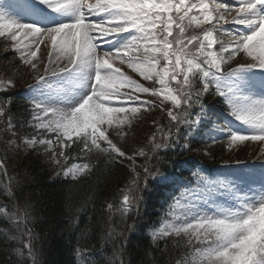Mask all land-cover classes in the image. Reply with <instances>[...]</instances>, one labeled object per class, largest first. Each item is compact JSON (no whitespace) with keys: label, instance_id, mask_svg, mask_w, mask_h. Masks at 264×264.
<instances>
[{"label":"snow or ice","instance_id":"snow-or-ice-1","mask_svg":"<svg viewBox=\"0 0 264 264\" xmlns=\"http://www.w3.org/2000/svg\"><path fill=\"white\" fill-rule=\"evenodd\" d=\"M22 7L29 22L0 12V39L34 75L25 90L31 115L21 127L35 131L21 139L11 99L0 101V133L11 137L0 139L5 159L43 148L57 174L72 181L97 167L93 152L113 165L129 162L119 201L106 203L110 264H132L124 259L128 243L145 229L154 245L174 241L175 264H264V164L208 173L190 156L161 163L162 152H191L202 141L264 145V0H29ZM12 88L13 76L0 77V92ZM157 108L167 123L151 118ZM148 119L153 131L131 154L118 146L135 141V125ZM76 146L78 154L69 155ZM192 166L194 180L183 177ZM0 173L7 176L3 159ZM15 180L4 185L9 195ZM150 201L162 207L159 220L151 219ZM31 210L26 202L0 213L17 232L8 240L23 245L14 254L39 264L37 237L20 227ZM73 251L77 264L97 254L79 240Z\"/></svg>","mask_w":264,"mask_h":264},{"label":"trees","instance_id":"trees-1","mask_svg":"<svg viewBox=\"0 0 264 264\" xmlns=\"http://www.w3.org/2000/svg\"><path fill=\"white\" fill-rule=\"evenodd\" d=\"M6 43L8 42L0 39V77L13 76L15 88L9 89L7 93L0 92V101L7 103L8 99H11V104L8 106L9 115L12 116L19 137L22 139L35 131L26 123L21 127V123L31 115L30 111H27L30 106L26 99V88L23 87L25 83L17 81L25 67L20 65L17 54L11 51L5 52L8 46ZM243 59V56L238 57L241 62L245 61ZM208 99L211 100L212 97ZM151 118L159 123L168 122V118L159 108L151 113ZM5 120L6 117L0 118V129L4 127ZM136 126L140 128L135 132V141L129 139L126 144L121 141V146L128 153L138 146L137 141L143 143L153 131L151 119L141 121L135 125V128ZM9 138L11 137L0 133V139ZM42 151V148L29 151L21 148L18 153H10L5 159L3 145L0 144V159L5 161L7 171V176L0 173V208L10 213L14 209L23 208L26 202L32 205L30 223L20 227L25 231L30 228L37 237L35 246L39 249V264H77L73 249L78 240L82 248L97 253L92 257H85L86 264H110L109 258L113 247L109 243L104 249L102 239L107 231L106 203L113 199L119 201V189L124 186L130 175L128 162L125 161L123 166L113 165L106 154H93L90 162L97 165L94 171L79 180L72 181L61 174H53ZM78 152L79 147L76 146L69 155L74 156ZM256 153L258 152L253 150L250 152L241 150L231 157L223 141L218 140L213 144L208 140L195 144L191 152L180 153L177 149L176 152H169L167 156L162 152L161 163L171 167L172 161L183 160L190 156L209 172L225 160L249 159L257 156ZM137 163L142 164L144 160H137ZM160 170L166 169L161 167ZM194 171L196 168L192 166L191 171H184L181 175L194 180L192 176ZM12 176L16 177L12 182L14 195H9L4 185L8 184V177ZM140 211L141 214L144 213V205H141ZM148 212L152 220H159L162 207L159 203L150 201ZM77 217L78 221H76ZM135 217L136 213L133 212L127 223L132 224ZM70 220L76 221L75 227L70 224ZM116 222H119V217L116 218ZM120 229L127 235L123 224H120ZM16 234V229L3 218V213H0V264H31L30 260L20 259L14 254L13 249L23 246L22 243L8 240L9 235ZM116 239L119 242L123 237ZM173 244L174 241H168L167 245L163 242L158 246L154 245L148 230H141L139 235L131 237L124 259L131 260L132 264H169L171 259L172 264H175L179 253Z\"/></svg>","mask_w":264,"mask_h":264},{"label":"rangeland","instance_id":"rangeland-1","mask_svg":"<svg viewBox=\"0 0 264 264\" xmlns=\"http://www.w3.org/2000/svg\"><path fill=\"white\" fill-rule=\"evenodd\" d=\"M28 2H29V0H0V12L5 13L11 19H20L23 22H29V20L25 16L24 9L22 7L24 4H26ZM6 44H10V41H8V43H6ZM42 49H43V45H42ZM44 58L46 59V51L44 53ZM125 71H128L130 73V70H128L126 68V66H125ZM132 75H134V78L139 79V77H135V74H132ZM19 80L21 81V83H25V84L30 83L31 84V83H33L34 75L30 71L29 68L25 67L22 74L20 75V77L17 81L19 82ZM148 83H150V82H148ZM163 114H165V116H166V113H163ZM138 128H140V127L136 126V128H135L136 131L139 130ZM117 143H118V146H121V141H117ZM42 150H43V148H42ZM228 150H229V154L231 157H234V155L241 150H246L248 152L253 150L255 152H258V153H256V155L259 154L260 157H264V145H261L257 142H250L247 147L232 148V149L228 148ZM42 153H43L48 165L51 167L53 174H57L59 172L60 166L55 164L53 161L49 160L48 156H47V154H45L44 150L42 151ZM129 154H131V153H129ZM234 160H236V159L223 161L224 162V164L222 165L223 170H229L228 169V163H229V161H234ZM61 163L63 164V161H61ZM261 164H264V160L257 162V163H243L242 165H248V166L256 168L258 170ZM128 166H129V162H128Z\"/></svg>","mask_w":264,"mask_h":264}]
</instances>
